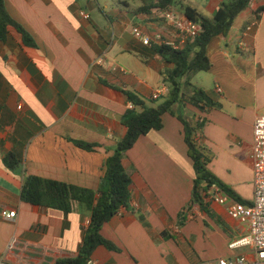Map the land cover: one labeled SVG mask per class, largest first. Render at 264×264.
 <instances>
[{
	"label": "crops",
	"instance_id": "crops-1",
	"mask_svg": "<svg viewBox=\"0 0 264 264\" xmlns=\"http://www.w3.org/2000/svg\"><path fill=\"white\" fill-rule=\"evenodd\" d=\"M4 1L36 46L25 45L12 26L0 39V262L56 264L78 255L90 215L24 202L25 177L97 191L107 158L127 132L122 118L132 102L125 92L145 107H157L169 96L175 65L157 46L137 40L133 29L168 36L175 29L158 9L139 12L140 0L135 6L129 0ZM227 1L175 0L173 7L181 15L191 7L213 18ZM263 5L264 0H252L230 33L208 45L213 85L202 80L199 87L219 107L206 112L186 102L174 107L195 127L204 124L196 140L210 157L208 168L245 202L254 197V123L264 114V14L255 17ZM164 86L168 92L153 96ZM77 141L96 147L85 150ZM123 164L132 197L102 231L120 251L99 247L92 256L96 264H204L236 257L256 262L249 247L230 248L249 227L232 218L226 205L209 199L203 208L192 205L196 175L178 117L165 114L163 128L140 137ZM12 211L14 219L3 217Z\"/></svg>",
	"mask_w": 264,
	"mask_h": 264
},
{
	"label": "trees",
	"instance_id": "trees-1",
	"mask_svg": "<svg viewBox=\"0 0 264 264\" xmlns=\"http://www.w3.org/2000/svg\"><path fill=\"white\" fill-rule=\"evenodd\" d=\"M138 11L150 14L152 10H167L173 6L175 0H140ZM251 0H229L222 3L213 18L200 15L195 9L186 7L185 15L188 19L200 24L202 31L198 37L189 41L182 50H174L168 46H157L164 60L174 64L175 69L169 76L170 91L168 98L157 107H145L144 102L132 92H125L128 99L142 111L128 110L122 124L127 128L126 135L121 139L114 154L105 162V175L97 191L79 186L45 179L37 176H26L24 179L21 198L24 202L43 208H51L69 214L74 209L87 212L90 223L84 229V238L78 255L75 258H65L56 264H88L94 252L99 247L110 251L119 252L120 249L103 234V227L122 208H127L132 197V179L123 160L126 153L136 144L138 139L153 130L163 128V116L167 113L178 117L184 125V137L188 146L189 156L193 160L195 180L192 191V205L204 207L206 194L209 187L217 185L223 191L236 198V195L224 185L208 168L210 157L206 150L196 140L197 129H202L204 124L198 123L195 127L192 122L183 116L177 115L175 105L188 103L201 112L218 108L208 93L192 84V78L200 72H208L212 62L207 55V48L211 40L217 36H227L232 30L237 18L250 6ZM264 14V5L255 12L257 20ZM14 27L23 37L25 45L35 47L31 35L17 23L9 14L5 1L0 0V39L8 32V27ZM189 88V89H188ZM186 89L188 92H186ZM75 144L85 150H93L96 145L77 141ZM7 165H11L6 160ZM237 200L242 201L238 198Z\"/></svg>",
	"mask_w": 264,
	"mask_h": 264
},
{
	"label": "built area",
	"instance_id": "built-area-1",
	"mask_svg": "<svg viewBox=\"0 0 264 264\" xmlns=\"http://www.w3.org/2000/svg\"><path fill=\"white\" fill-rule=\"evenodd\" d=\"M252 1V0H251ZM161 16L168 24L175 29L174 36H168L165 33L156 31L154 33H146L139 27L133 29L134 37L145 46H168L174 50H182L189 41L195 40L201 33L202 28L199 23L187 18L176 12L173 6L167 10L161 11ZM85 18L89 15L83 14ZM166 86L156 89L153 96L159 97L162 93L168 92ZM220 91V89H219ZM129 108L135 109V104L130 103ZM253 175H254V197L248 203H243L217 185L209 187L206 199L213 200L221 205H226L229 215L247 224L248 233L232 242L231 249L249 247L256 255L254 264H264V114L258 116L254 123V141H253ZM6 219H14L17 215L16 211L10 213L3 212ZM12 241L9 245L5 258L10 250L14 247ZM0 264H12L1 261ZM88 264H96L92 259ZM204 264H249L246 257H236L231 259H220L217 263L206 262Z\"/></svg>",
	"mask_w": 264,
	"mask_h": 264
},
{
	"label": "rangeland",
	"instance_id": "rangeland-1",
	"mask_svg": "<svg viewBox=\"0 0 264 264\" xmlns=\"http://www.w3.org/2000/svg\"><path fill=\"white\" fill-rule=\"evenodd\" d=\"M84 2H86L87 0H82ZM92 2L94 0H91ZM100 2H106V1H110V2H113L114 5H116L119 1H126V0H99ZM129 2L131 3V5L135 6V5H139V0H129ZM106 10H108L110 13L112 12V8L111 7H107ZM202 80H205L206 83L207 80L210 81V84L213 85V79H212V76L208 73V72H200L199 74H197L193 79H192V83L194 86H201L202 84ZM189 89V88H188Z\"/></svg>",
	"mask_w": 264,
	"mask_h": 264
}]
</instances>
